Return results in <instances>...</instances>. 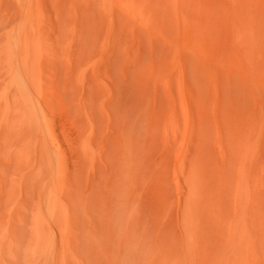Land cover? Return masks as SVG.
<instances>
[{"label": "bare ground", "instance_id": "obj_1", "mask_svg": "<svg viewBox=\"0 0 264 264\" xmlns=\"http://www.w3.org/2000/svg\"><path fill=\"white\" fill-rule=\"evenodd\" d=\"M15 1L18 15L10 25L4 26V40L0 43L5 74L0 92L3 111L0 136L6 135L5 143L12 138L15 141L11 143H15L19 163L24 169L18 184L24 186L25 183L28 191L43 183L35 210V235L29 247L34 258L30 264H49L47 258L51 251L56 252L53 264H72V259L81 252L77 204L86 207L95 190L81 196V202L77 196L76 202L66 155L62 146L59 144L57 148L54 143L57 136L44 108L45 104L48 108L50 102L44 60L54 57L60 51L59 47H63L69 59L74 56L78 59L73 62L75 75L83 83L85 75L80 57L86 54L83 49L91 47L87 45L90 34H93L94 43L90 45L96 51L89 61L96 64V79L105 86L103 68H110L116 60L121 61L128 73L140 75V72L149 71L148 78L152 79L159 68L156 61L149 63L147 49H150L146 44L148 40L152 45L157 40L163 41L171 55L166 73L159 78L170 101L164 126L168 138L176 136L179 130L180 104L186 115V134L179 152L178 168L186 175L188 189L181 210L184 243L179 251L174 232L156 226V220L165 217L172 197L166 192L162 197L159 194L162 208L143 209L147 187L154 181L166 184L164 165L150 159L151 131L156 134L160 129L159 121L156 128L146 129V113L150 114L149 103L152 101L150 84L142 78L143 83L140 79L133 80L132 83L141 87L138 90L145 87L142 92L138 91L142 96H132L137 94L133 93V88H129V93L122 91L126 95L115 111L107 103L111 99H103L107 104L103 103V106L109 108L111 118L115 113L117 122L114 121L116 134L115 137L111 135L114 139L108 149L111 171L101 182L108 180L96 183L97 197H102L103 227L89 234L98 248L108 250L113 264H264V0H55V32L48 27V12L43 0ZM2 2L0 0L1 25ZM184 52L196 53L210 62L205 63L207 66L203 64L205 71L201 70L205 72L208 84L204 85L200 80L202 72L197 69L201 90L195 89L202 92L198 93L197 99L194 90L186 87L187 81L184 83L185 69L190 62H186L188 54ZM220 71H227L232 77L234 73L242 75L244 92L247 94L250 89L256 97L255 110L248 107L249 104L237 106L239 102L236 105V97L231 96V91L227 94L232 98L224 97L222 92L227 88L222 89L226 84L222 87ZM204 88L209 93L214 92L210 100L204 99ZM95 90L89 88L90 92L83 94L82 101L88 109L90 106L101 107L96 104L102 103L99 101L103 92L100 88ZM109 92L108 95L115 96L111 88ZM192 97L199 102L197 109L200 111L195 112L193 100L190 104ZM150 118V121L154 120ZM94 121V118L90 120L83 139L86 157L93 165L97 152L100 153L94 146ZM195 133L201 139L196 150L190 153L189 166H186L183 164L188 153L186 142L193 140ZM215 141L222 151L221 164L210 145ZM229 143L237 156V161H233L237 162L233 196L228 168L235 163L232 164L228 157ZM101 185H104L103 195L100 194ZM50 220L61 233L62 249L50 238ZM78 256L82 257L81 254Z\"/></svg>", "mask_w": 264, "mask_h": 264}, {"label": "rangeland", "instance_id": "obj_2", "mask_svg": "<svg viewBox=\"0 0 264 264\" xmlns=\"http://www.w3.org/2000/svg\"><path fill=\"white\" fill-rule=\"evenodd\" d=\"M1 2L4 5L2 6L3 24L2 25L0 24V30H1L0 31V43L4 40V32L6 30L4 26L10 25V22L14 21L13 19H16L15 17H17L18 15L17 6H16L17 4H15L16 3L15 0H1ZM43 2H45L46 12H48L47 14L48 27L49 29L52 30V32L53 31L55 32L57 29V21H55L57 19H55L56 16H54L56 14V8H55L56 1L55 0H43ZM91 29H90V32L93 33V29L92 30ZM92 35L93 34H90L89 40L87 41L88 42L87 45L91 47H86L87 45H84V47H86L87 49L85 50L83 49L82 52L86 54H83L81 52V54L84 55V56L82 55V57L85 60H83L82 57H80L81 58L80 61L83 65L81 66V68L83 70V75H85V81H83V83L79 82L77 80V76L75 75V68H74L75 64L74 63H76L78 59L75 56L72 57V60L69 59V55L63 49V47H59L60 51H58L54 57L44 60L45 62L44 70H45L47 84L50 90V102L48 103V108L46 107V104L44 105V108L49 113V116L51 118L54 130H55L54 135L57 136V138L54 140V143L57 146V148H58V145L60 144L66 155L68 171H69V174L72 180V186L75 190L74 192L76 195L75 196L76 202L78 200H80L79 202H81V196L87 193H92L93 190H95L94 194L92 195L86 207L84 205H80V203L77 204L78 205V223H79V227H81L80 228L81 237L79 236V242H80L79 252L80 251L81 252L77 253V257L76 258L74 257L75 260L73 258L71 262L72 264H88L90 262L92 264H113V261H110L112 259H111V256L108 254V250L103 249L102 251L101 248H98V244L96 243L95 240H93V237L90 236L89 234L92 231L98 232L100 227H103V220L101 219L102 197L100 196L97 197L98 192L96 191V183L97 182L100 183L101 181H103V179L107 177L105 174L110 173L109 171H111V166H110L111 163L109 164V161H110L109 158H110L111 153H110V150L108 151V149L110 148V145L112 143L111 139H114L113 137L110 138L111 135L114 136L116 134V130H115L116 126L113 125L115 123L114 121H116V119L114 120V118H116L114 117L115 113L113 114V118H111L109 115V108H107V106H103V103L104 101L111 99L107 103L110 104V108L114 107L113 109L115 111L118 108V105H120V101L123 100V98L125 97L126 92L129 93L131 92V90H133V93H137V94L134 95L132 93L133 94L132 95L130 93L132 96L136 97V95H139V94L142 96V94L138 91L142 92L143 89H145V87L143 86L144 87L143 89L138 90L137 88H141V87H137L138 84H135V82L132 83L133 80L138 81L137 79H140V78L144 80L146 79V81L149 82L150 100L153 101V102L150 101L149 103L150 114L146 113V115H148V119H146L147 117L145 118L146 129L147 131L149 129L152 130V128H154L153 126H155L156 128L155 124H157L158 121L160 124V125H157V126H160V129L157 131L156 134H153L156 131L154 130L151 131V135L153 136L151 138L153 147L151 149L150 159H151V162L153 163L162 162V164L164 165V173H165L164 183H166V184H158V183H155V181L154 183L152 182V185L150 183L151 186L147 187L148 188L146 190L147 193L145 192L146 196L143 199V209L144 211L148 209H149L148 211H151L155 209L159 210L160 208H162L163 202H161L162 198H159V196L161 195L162 197V194L165 192L169 196L172 197L170 198L171 204L167 209V213L165 217L156 220L157 222L156 226L160 229H164V230L170 229L171 232L173 231L174 233L173 232L172 233L174 234L175 238H177L175 241L177 245L178 244L180 245L177 247V250L181 251L183 247V243H184L183 228L181 224V216H182L181 210H183L182 209L183 203H184L183 200L185 199L188 188H187V182L185 178L186 175L178 167L180 166L179 152L181 151V148L184 146L183 137H185V134H186V115L183 111L181 104L179 103L180 105L178 107L180 108L178 109V113H179V120H181L179 121V127H178L179 130L177 131L176 136H169L168 138L164 131V126L166 123V118L169 114L168 111L170 110V101L167 96L164 83L159 82L160 76L166 73L164 71H167L168 69L167 67L170 64L171 55L168 54L170 53V49H167L169 47H167L166 44H164V42L161 40H157V42H155L154 45L150 44L151 42L148 40V44H146V48L147 46H149L148 48L150 49V51L147 49L148 51L147 53L150 54V56H148L149 63L155 64L154 62L156 61V66L157 68H159L158 69L159 72L157 71V73L153 76L152 79L148 78L150 76V74H148L150 73L149 71H145V73L143 74L142 72H140V75L138 74L135 75V73H133L134 74L133 75L132 73L131 74L128 73L127 69L123 68V65H121L122 63L120 60H116L114 62H117V63L112 64L110 68L108 69L103 68L104 79L106 78L105 81L107 84L105 86L104 84L100 83L98 79H96L97 77L95 74V68L97 67L96 64L92 63V61H89V59H91V57L95 55V51H96L94 50L95 49L94 46H92L94 44ZM151 46L152 48H150ZM157 53H160V54H157ZM184 53L188 54L187 56L188 58H186L187 60L186 62L190 61L189 64L187 63L188 69H185V73H184L185 82L184 83L186 84V81H187L188 85H186V87L190 86V88L194 90L193 92L196 95L195 99H197L199 96L198 93L200 92L197 90L198 89L201 90L199 87V83L197 82L198 80L197 79L198 74L196 75L197 69L199 71L205 69L203 67V64L206 63L208 65L210 64V62L207 63L208 59H205L196 53L195 54L190 53V52H184ZM192 54H194L195 56ZM166 56L169 57L167 58L168 60H166ZM2 62H3L2 59H0V92L2 91V87H4L3 82L5 79L4 65ZM206 64L205 66H207ZM220 70L222 69L220 68ZM223 71H220V72L222 73ZM109 72H111V74ZM189 72L191 75L188 74ZM105 73L107 74L105 75ZM204 73L202 72L201 76L200 75L199 76H200V80L202 79L204 85H206L208 84V82H207V76ZM146 74L148 76H146ZM128 75H130L131 77H129ZM228 75L229 73L227 71L226 73H222V87L226 84L224 88L222 89L227 88L226 92L225 91L222 92L224 97H227L229 99L235 96L236 101L234 100V102H236V105L239 102V105L237 106H241V105L243 106L244 104L246 105L249 104L247 106L255 110L256 105H257L256 97L250 89L247 91V94L244 92L246 91L245 90L246 87L245 85L242 84L243 82L242 75L240 73H234L233 77L231 75L229 76ZM194 77L196 78V80L194 79ZM117 78H120V79H117ZM226 78L229 79L228 80L229 82L226 81L227 80ZM72 80L74 81V83H71L73 82ZM139 81L143 83L141 79ZM141 82H137V83H141ZM69 83L73 85H70ZM75 84L77 85L74 86ZM119 86L120 88H118ZM72 87L75 90H72L73 89ZM122 87H125V89H123ZM89 88H90V91L93 88L97 89L98 91V89L100 88L101 91L103 92L102 99L101 101H99L102 103L96 104V106L99 107L101 105V107L99 108L95 107L94 109V106L92 107L90 106L88 109V107L84 105V102L82 101L83 94L89 93L90 92ZM109 88H111L112 93L115 96L108 95V93H110ZM129 88L130 89L133 88V89L130 90ZM204 90H205L203 91L204 99L210 100V98L214 96L213 95L214 92L212 91L211 93H209L206 88H204ZM97 91L95 90V92ZM104 91L107 94H105ZM122 91H126V92H122ZM230 91L233 93V94L231 93L232 97L229 94H227L228 92L230 93ZM116 92L118 93V95L116 94ZM226 95H229L230 97ZM103 99H106V100H103ZM115 101H117V105L115 104ZM192 102L194 103V106H196V108L192 106L193 108H195L194 109L196 110L195 112L200 111V108H198L199 110L197 109V105L199 104V102L194 100L193 97L191 99L190 104H192ZM0 103H1V99H0ZM113 104L115 105L112 106ZM104 105H107V104L104 103ZM103 107H106V109H104ZM0 113H1L0 114V117H1L3 115V111L1 110V107H0ZM88 113L90 114L92 113V114L89 115ZM196 115L198 116L199 114L197 113ZM150 116L152 117L150 118ZM92 118H94L95 120L94 126H96L95 127L96 134L94 136V146H95V149L100 151V153L97 152L94 165L86 157V153L84 151V146H83V139L85 137L84 136L85 131L86 129L88 130L89 125H90V120ZM149 118L154 119V120L150 121ZM150 125L152 127H149ZM212 125H213L212 129L214 130V123H212ZM111 126H113L114 128H112ZM11 134H14V131ZM107 134H110V135H107ZM178 134H179V137H178ZM2 135L0 136L1 138H3V140H1L0 138V235H1L0 236V264H30L31 262H33L34 258L29 251V247L32 244L33 237L35 235V230H34L36 227V220H35L36 211L35 210L40 200V195L42 192L41 188H42L43 183L40 182L38 186L28 191H27L28 188L25 187V183H24V186L22 185V183L18 184L21 172L24 169H23L22 164L19 163L18 158L20 157L18 156V153L16 151L15 143H11V141L12 142H15V141H13L14 139L12 138L9 143H5L4 138L6 135L4 136ZM199 136L200 135L196 134L194 135L195 139L193 138L194 141L191 138L190 140H187L186 142L188 146V153L183 161V164H185L186 166H189L188 157H190V155L192 156V154L190 153L193 152V150L194 151L196 150V147L198 145L197 142L200 141L201 139V136L198 139ZM105 137H107L108 140ZM230 144L231 143L228 144L227 152L229 154L228 157L231 158L230 160L232 161V164H234L235 162L233 161L236 160L237 156H235L236 153L232 149L233 147L229 146ZM210 145H211V148L216 151L215 152L217 156L216 160H218V162L222 161L221 160L222 157H220L222 155L220 146L216 144V141L212 142ZM104 146L105 148H103ZM230 160L229 162L231 163ZM221 163L222 162H220V164ZM236 163H235V166L234 165L232 167L229 166L228 168L230 172L229 178H231V182H232L231 183L232 185L231 195L232 196L235 191L234 186H235V181L237 179V176H236L237 169L235 168L237 167ZM223 165H225L224 161H223ZM107 180L108 179H106V181L101 182V183H105L107 182ZM103 186H102V191L100 192L101 195H103V188H104ZM99 189L100 188L98 186V191ZM14 190L16 192H14ZM77 196H78V200H77ZM157 206H160V207L155 208ZM55 224L56 223L54 221L50 220V223H49V225L51 226L50 227V238L52 239L53 243H57L59 248L62 249L61 248L62 242H60L62 240V237L60 235L61 233L58 232L57 230L58 227L56 228ZM178 253L180 254L181 252H178ZM78 254L79 255L81 254L82 257L80 258ZM55 258H56V252L54 254V251H51L47 258V262L49 264H53L55 261ZM82 258L84 260H82ZM32 264H38V263L34 262Z\"/></svg>", "mask_w": 264, "mask_h": 264}]
</instances>
